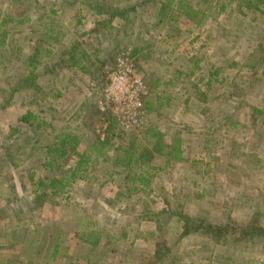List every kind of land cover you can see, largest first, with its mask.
<instances>
[{
  "label": "rangeland",
  "instance_id": "obj_1",
  "mask_svg": "<svg viewBox=\"0 0 264 264\" xmlns=\"http://www.w3.org/2000/svg\"><path fill=\"white\" fill-rule=\"evenodd\" d=\"M66 1L0 0V264H264V240L245 244L240 236L264 229V9L238 0H98L109 9L135 7L119 22ZM76 42L79 67L66 57L54 65ZM34 49L40 55L27 67ZM128 49L141 84L133 118L105 98ZM21 72L42 77L43 96L13 92ZM28 110L48 127L23 128L11 139L9 127H20ZM112 121L110 148L94 152L56 205L47 197L34 208L29 176L43 169L39 154L22 155L25 143L39 147L54 133L75 131L81 153ZM133 144L149 152L125 181L114 158ZM8 152L14 159L2 162ZM75 160L69 152L53 176L68 177ZM139 175L146 182L130 181ZM182 216L194 223L187 236ZM199 223L220 231L208 237ZM59 230L62 251L53 259L48 232L54 239Z\"/></svg>",
  "mask_w": 264,
  "mask_h": 264
},
{
  "label": "trees",
  "instance_id": "obj_2",
  "mask_svg": "<svg viewBox=\"0 0 264 264\" xmlns=\"http://www.w3.org/2000/svg\"><path fill=\"white\" fill-rule=\"evenodd\" d=\"M67 3L72 2L70 5L75 6L77 3H80L83 5L85 8H87L89 11L97 14V15H105L107 17H111L113 21H121V22H128L130 18H128V15L130 13H134L135 7H124L120 9H114V8H108L104 5H101V3L98 0H69L66 1ZM154 0H146L143 2V4L147 3H152ZM238 2H242V5L244 8L259 12L261 9H264V0H238ZM178 6H182V4L179 2ZM180 8H185V7H180ZM190 14V13H189ZM157 16L160 18L161 13L159 12ZM187 17H191L190 15L187 14ZM95 31H99V28ZM3 43L4 44V39L6 38V34L3 33ZM81 44L76 42L71 48H68L59 54V60L56 62L54 65H60L63 63V59L66 57L69 60H73L72 62L73 66L79 67V59H77V55L81 52L79 50V46ZM33 54L28 56V65L27 67L33 65V60L36 56L40 55L38 49H34ZM140 51L136 50L135 54H138ZM41 53V52H40ZM81 57H85V60L89 61L88 55L81 54ZM53 69L47 67L45 69L41 70V73L43 77L49 76V74H52ZM24 73V72H21ZM41 79H35V75H29L25 76L24 75L20 76L17 75V79L15 80V84L13 87V92L17 93L24 90V89H31L32 91H36L42 93V96L44 95L43 91H41V87L44 80ZM48 78V77H47ZM41 81L38 85V82ZM93 82L96 84L97 79L93 80ZM98 86V85H97ZM34 101L35 104H39L38 99L34 97L32 102ZM17 122L20 127L17 126H10L9 131L11 132L9 137L12 139L15 134H22L23 130L26 128L28 130H32L37 132V130H42L44 127H48V125L45 123V121L39 117V115L33 113L32 111L28 110L24 114H22L18 119ZM115 123L112 121L109 123V126L106 129V134L103 139H96V147H89L88 150L86 151H81V153L78 150V143L79 139L75 135V131H61L59 133H54L52 138L42 144L39 147H33L30 145V143H25L27 146H30V148L24 152L22 155L26 157H32L35 154H39L41 156V159H39L38 163L40 164L39 167L42 168L43 175L41 174L39 177L35 176L33 177L32 175L29 176L30 180L32 179L31 186L33 187L34 191V197L33 200L30 202V204L33 205L34 208H40L42 207L44 203L45 198H51L48 205L54 206L56 203H54L53 199L57 198L60 196V194L68 192V188L72 183L77 178H80L82 174L86 172V169L88 165L93 163L92 155L94 152L97 154L96 157H100V155L104 152L105 149L110 148L111 143H112V138L114 136V131H115ZM24 128V129H23ZM21 131V132H20ZM151 132H155L154 129L150 130L147 134H150ZM152 133V134H153ZM39 141L36 139L35 143H38ZM157 143H161V138L158 137ZM153 148H156V144L153 146ZM143 151L149 152L147 147L143 146H136L130 145L127 149H125V157L123 158H114L115 164L118 165L119 167H122L126 174L123 177V180L128 181L130 179V171L129 169L133 170L134 167H139L140 161L145 158ZM69 152L74 153V155L77 157V160H75L74 165L71 166L67 172H68V177L63 176L61 173L57 172L58 174L53 176V173L56 172V170H59L61 167V162L69 155ZM106 153V152H105ZM3 154V153H2ZM5 155V158L3 159L2 162L4 161H9L10 159L13 160L14 157L11 156V154L8 152ZM106 156V154H105ZM10 160V161H11ZM107 161V158L105 159V162ZM132 165H135L133 168H130ZM145 165H148V162H145ZM15 167V165H13ZM16 168V167H15ZM60 171V170H59ZM49 172V175H46L45 173ZM82 178V177H81ZM136 180H139L140 182H146V180L141 176H134L130 181L135 182ZM49 200V199H48ZM46 202V201H45ZM47 202V203H48ZM44 206V205H43ZM183 223V231H182V236H187L188 235V230L186 229V226L193 225L194 223L190 221V218L182 216L180 219ZM196 224V222H195ZM196 230L203 231L204 235L208 237H213L216 234L219 233L220 229L218 227H214L209 224H197L196 225ZM61 231L59 230L58 233H56L54 239H53V234L51 232H48L49 236H52V241L50 243L51 246V251H50V257L51 258H56L57 255L59 254V251H62L61 248V243H60V237H61ZM243 234L240 236L243 238L244 243L248 244L251 242L252 239L256 240H264V229L261 227L253 226L251 229L246 232L242 231ZM97 234V233H94ZM153 233H148V236H152ZM246 237H245V236ZM221 237V236H220ZM252 238V239H248ZM213 239V238H212ZM99 237H96V241L98 242ZM95 241V242H96ZM39 242V241H37ZM96 244V243H95ZM94 244V245H95ZM256 245L258 244L257 241L255 243ZM46 245H48V242L45 241V244L43 245V251L46 249ZM254 246V245H252ZM159 251L161 252L160 248ZM159 260L161 263L164 262L166 256L159 255Z\"/></svg>",
  "mask_w": 264,
  "mask_h": 264
},
{
  "label": "built area",
  "instance_id": "obj_3",
  "mask_svg": "<svg viewBox=\"0 0 264 264\" xmlns=\"http://www.w3.org/2000/svg\"><path fill=\"white\" fill-rule=\"evenodd\" d=\"M131 60L129 49L123 51L116 59L115 69L105 90V98L114 105L126 109L130 113L128 115H132L133 118L135 112L140 108L141 84L140 79H136V76L133 75ZM113 117L115 120L117 119L114 112ZM118 121H120V118Z\"/></svg>",
  "mask_w": 264,
  "mask_h": 264
}]
</instances>
